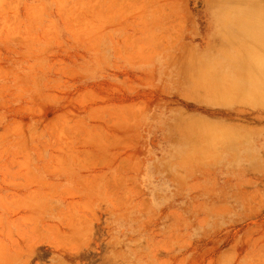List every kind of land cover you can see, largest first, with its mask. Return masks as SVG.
<instances>
[{
  "label": "rangeland",
  "instance_id": "1",
  "mask_svg": "<svg viewBox=\"0 0 264 264\" xmlns=\"http://www.w3.org/2000/svg\"><path fill=\"white\" fill-rule=\"evenodd\" d=\"M245 2L0 0V264H264Z\"/></svg>",
  "mask_w": 264,
  "mask_h": 264
},
{
  "label": "bare ground",
  "instance_id": "2",
  "mask_svg": "<svg viewBox=\"0 0 264 264\" xmlns=\"http://www.w3.org/2000/svg\"><path fill=\"white\" fill-rule=\"evenodd\" d=\"M247 6L245 7V12L246 14H249L255 10H257L258 14H261L260 16H264V7L262 8L261 5L264 6V0H248V3H244ZM242 49L241 52V57H240V63L242 65H249L251 66H257L258 69H262L264 71V56L259 57L258 55L255 54L256 51L260 50V47L256 44H250L247 45L244 49ZM264 54V52H263Z\"/></svg>",
  "mask_w": 264,
  "mask_h": 264
}]
</instances>
